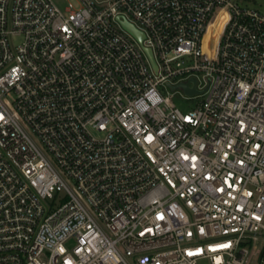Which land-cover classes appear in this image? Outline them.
<instances>
[{
  "label": "built area",
  "instance_id": "1",
  "mask_svg": "<svg viewBox=\"0 0 264 264\" xmlns=\"http://www.w3.org/2000/svg\"><path fill=\"white\" fill-rule=\"evenodd\" d=\"M75 1L0 0V264H264V13Z\"/></svg>",
  "mask_w": 264,
  "mask_h": 264
},
{
  "label": "rangeland",
  "instance_id": "2",
  "mask_svg": "<svg viewBox=\"0 0 264 264\" xmlns=\"http://www.w3.org/2000/svg\"><path fill=\"white\" fill-rule=\"evenodd\" d=\"M56 3L59 5V7L64 11L65 8L70 4L73 3L74 5H77L75 0H55ZM250 3L251 7L257 8L259 11L264 13V0H244ZM173 93V92H171ZM184 91L179 90L176 93L173 94V99L180 104V106H183L186 102L184 100ZM264 244V238L261 239L257 245H263Z\"/></svg>",
  "mask_w": 264,
  "mask_h": 264
},
{
  "label": "water",
  "instance_id": "3",
  "mask_svg": "<svg viewBox=\"0 0 264 264\" xmlns=\"http://www.w3.org/2000/svg\"><path fill=\"white\" fill-rule=\"evenodd\" d=\"M124 26L129 30V31H131L132 33H134L135 35H136V37L140 40V41H142V39H143V36H142V34L133 26V25H131V24H129V23H124ZM213 45H214V38L212 39V41H211V47H213ZM148 53H149V55H150V57H151V59L153 60V58H152V54H151V51H149L148 50ZM194 82H195V80H193ZM173 90H175V89H183L184 91H186L188 94H190V95H192V94H194L195 93V90L194 89H190L189 88V85H188V83H181V84H179V85H177V86H172L171 87Z\"/></svg>",
  "mask_w": 264,
  "mask_h": 264
}]
</instances>
